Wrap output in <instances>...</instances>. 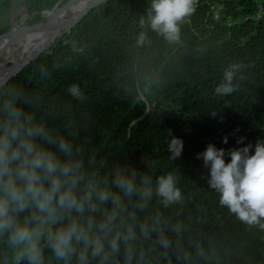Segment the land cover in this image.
Listing matches in <instances>:
<instances>
[{
    "label": "clouds",
    "instance_id": "1",
    "mask_svg": "<svg viewBox=\"0 0 264 264\" xmlns=\"http://www.w3.org/2000/svg\"><path fill=\"white\" fill-rule=\"evenodd\" d=\"M197 3L151 0L147 23L168 43L179 42ZM145 23L141 17L142 28ZM147 42L140 32L136 44ZM38 58L26 56L28 63ZM241 68L233 63L224 69L217 95L237 90ZM14 78L0 74V264H227L229 249L177 170L162 171L146 157L144 171L98 159L91 115L72 103L87 100L79 83L66 89L72 102L56 103L38 89L13 84ZM50 78L41 68V83ZM183 149V140L173 136L168 159ZM197 159L208 168L204 178L218 206L264 230V140L227 152L209 144Z\"/></svg>",
    "mask_w": 264,
    "mask_h": 264
},
{
    "label": "trees",
    "instance_id": "2",
    "mask_svg": "<svg viewBox=\"0 0 264 264\" xmlns=\"http://www.w3.org/2000/svg\"><path fill=\"white\" fill-rule=\"evenodd\" d=\"M58 1L28 0L27 7L31 12L50 10ZM74 1L65 0L67 4L52 13L51 25ZM90 3L77 6L53 35L30 41L2 75H11L15 69L10 67L26 56L42 54L12 83L27 91L38 89L56 103L72 102L66 89L79 83L87 100L72 103L77 112L91 115V147L98 159L144 171L146 157L157 160L162 171L177 170L181 184L197 193L212 231L229 249L227 264H264V230L241 224L218 206L204 178L208 168L197 159L209 144L227 152L264 140V0H198L195 14L181 25L180 41L171 44L147 23L151 0H108L60 37ZM12 5V0H0V19ZM141 17L146 20L143 28ZM42 19L35 15L30 27ZM9 29L10 24L1 26L0 35ZM140 32L148 37L143 46L136 44ZM24 39L12 42V53ZM233 63L242 65L234 81L237 90L217 95L214 89ZM41 68L51 73L46 84L40 81ZM147 102L149 113L135 121L145 114ZM173 136L183 140L184 149L170 161L167 148ZM240 137L246 138L244 145L237 144Z\"/></svg>",
    "mask_w": 264,
    "mask_h": 264
},
{
    "label": "bare ground",
    "instance_id": "3",
    "mask_svg": "<svg viewBox=\"0 0 264 264\" xmlns=\"http://www.w3.org/2000/svg\"><path fill=\"white\" fill-rule=\"evenodd\" d=\"M70 1H72V0H70ZM92 1L93 0H76V1H74L73 3H71L70 5H68L65 8V10L63 11V14L59 17V19L54 24H52V25L49 24L48 26L43 27L42 29H40V30H38L36 32L26 33V35L21 34V32L19 31L21 28H23L25 26V24L28 23V20H27L28 17H27L26 12L23 9L20 8V10L17 12V14L21 15V17L19 19L15 18V20H14V27L15 28H14L13 33L9 36L10 38L13 37L14 39L12 41H10V42H7V40H5V38H1L0 39V74L6 73V72H3V71L7 68V66L9 65V63L12 60H14V59H16V58L21 56V54L23 53L26 45L30 41L38 39V38L43 37V36L53 35L56 32L57 29H61L64 18L68 14H70L74 9H76L77 6H79L82 3L86 4V3H89V2H92ZM69 2H68V4H69ZM59 8H61V7H59ZM45 13H48V12H45ZM45 13H43V14L45 15ZM49 13H51V15L48 16L47 19H48V21L49 20L51 21V16H52L53 12H49ZM73 21H75V19ZM72 25H73V23L70 26H72ZM68 28L66 30H64L62 34H64L68 30ZM52 29H55V30H52ZM62 34H60V35H62ZM22 38H25V39H24V41L20 42V44L18 45L17 52L16 53H12V49H11L12 42H14V41H16L18 39H22ZM17 66H18V63L15 64V65H12L9 70L16 69Z\"/></svg>",
    "mask_w": 264,
    "mask_h": 264
},
{
    "label": "water",
    "instance_id": "4",
    "mask_svg": "<svg viewBox=\"0 0 264 264\" xmlns=\"http://www.w3.org/2000/svg\"><path fill=\"white\" fill-rule=\"evenodd\" d=\"M65 0H59L57 3H56V5L52 8V9H50V10H44V11H35V12H31L29 9H28V7H27V3H28V0H23V7H24V10H25V12L28 14L27 16H29V15H41V16H43V13H45V12H55L60 6H61V4L64 2ZM70 1V0H69ZM108 0H93L90 4H87L80 12H79V14L78 15H76V18H75V21H74V23H73V25L72 26H70L69 28H68V30H70V29H72L73 27H75L80 21H81V19L87 14V13H89L90 11H92L97 5H99V4H104L105 2H107ZM12 9H13V7L11 8V10L9 11V13L8 14H10V12L12 11ZM14 20L15 19H12V21H11V24H10V29H9V31L7 32V33H5V34H1L0 35V39L1 38H5V40H7V42H10V41H12L14 38L13 37H9L12 33H13V31H14ZM50 21V20H49ZM48 21V19L47 18H45V17H43V19L40 21V22H38L36 25H34V26H32V27H30L29 26V23H27V24H25V26L23 27V28H21L19 31L21 32V34H26V33H28V32H31V31H34V30H38V29H41V28H43V27H46V26H48L49 24H51V22L52 21H50L49 22ZM67 30V31H68ZM66 31V32H67ZM65 32V33H66ZM64 33V34H65ZM64 34H62V35H60V37L61 36H63ZM58 39V38H57ZM56 39V40H57ZM55 40V41H56ZM53 45H55V42L52 44V46ZM51 46V47H52ZM51 49V51H53V48H50ZM38 55V57L40 58V57H42L43 55L42 54H40V53H38L37 54ZM38 58V59H39ZM37 59V60H38ZM27 64H29L28 63V59H24V60H22V61H20L19 63H18V66L16 67V69L14 70V72L11 74V75H9V76H16V74H18ZM144 99H146V98H144ZM147 104H148V107H147V110H146V112H145V114L143 115V116H141V117H139L138 119H136L135 121H138V120H140L141 118H143L145 115H147L148 113H149V111H150V103L149 102H147ZM134 121V122H135ZM133 122V123H134Z\"/></svg>",
    "mask_w": 264,
    "mask_h": 264
},
{
    "label": "rangeland",
    "instance_id": "5",
    "mask_svg": "<svg viewBox=\"0 0 264 264\" xmlns=\"http://www.w3.org/2000/svg\"><path fill=\"white\" fill-rule=\"evenodd\" d=\"M12 1H13V5H12L13 9L10 12V14H8L4 18L0 19V27L4 26L6 24H11L12 19H15V18L19 19L21 17V15L17 14V12L20 10V8L24 10L23 0H12ZM64 3H66V2L64 1L62 4H64ZM27 17H28L27 18L28 23L31 24V22L33 21L35 15H29ZM42 18H43V16H42Z\"/></svg>",
    "mask_w": 264,
    "mask_h": 264
},
{
    "label": "built area",
    "instance_id": "6",
    "mask_svg": "<svg viewBox=\"0 0 264 264\" xmlns=\"http://www.w3.org/2000/svg\"><path fill=\"white\" fill-rule=\"evenodd\" d=\"M260 15L256 16V18H258ZM146 90L148 89L147 87L145 88ZM140 97L143 98L142 93L140 94Z\"/></svg>",
    "mask_w": 264,
    "mask_h": 264
}]
</instances>
